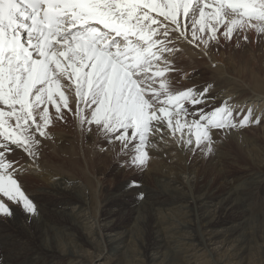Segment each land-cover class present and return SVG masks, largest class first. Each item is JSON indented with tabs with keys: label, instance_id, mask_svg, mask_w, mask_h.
<instances>
[{
	"label": "snow or ice",
	"instance_id": "obj_1",
	"mask_svg": "<svg viewBox=\"0 0 264 264\" xmlns=\"http://www.w3.org/2000/svg\"><path fill=\"white\" fill-rule=\"evenodd\" d=\"M250 29L264 34V0H0V196L35 213L7 157L14 146L37 158L50 137V107L58 119L73 112L69 90L81 129L132 145L136 167L150 159V137L165 130L211 154L212 130L259 124L251 108L243 114L228 101L197 108L215 99L211 85L174 91L168 79L177 43L207 49ZM0 214L12 215L3 200Z\"/></svg>",
	"mask_w": 264,
	"mask_h": 264
},
{
	"label": "bare ground",
	"instance_id": "obj_2",
	"mask_svg": "<svg viewBox=\"0 0 264 264\" xmlns=\"http://www.w3.org/2000/svg\"><path fill=\"white\" fill-rule=\"evenodd\" d=\"M218 44L213 42V48L209 44L205 49L203 45L177 43V50L167 55L172 68L168 79L177 80L187 66L204 65L212 77L206 84L212 86L207 97L215 98H206L207 104L220 105L227 99L225 101L234 105L237 112L242 108L246 114L251 108L253 120L259 117L261 121L264 118V73L251 69L248 59H240L242 61L236 64L229 54L225 58L221 49H216ZM194 78V82L201 83L199 74ZM68 95L70 104L75 105L74 93L69 90ZM49 110L53 116V124L48 130L50 137L42 139L37 158L32 160L14 146L12 151L20 159L15 164L18 169L15 178L36 207L35 213L25 211V218L19 219V225L29 237L32 232L28 230V224L36 225L39 231L48 235V241H40L35 248H30L24 260H12L9 251L16 248L19 251L15 254H20L26 243L17 234L21 230L6 225L11 231L0 230L2 263L133 264L135 260V264H264V205L258 210V198L264 197V163L253 161L252 172L244 178L226 184L222 182V189L208 182L200 184L197 178L199 169L192 163L190 165L191 150L178 144L165 130L150 137V145L155 147L147 149L152 163L149 171L154 178L152 185L145 180L140 189L129 185L120 192H106L104 181L98 177L102 172L93 155L94 143H90V150L86 153L80 146L83 141L76 142L78 135L86 137L76 117L73 123L77 136H74L72 131L65 130L72 125L70 113L65 109L63 119H58L55 109L50 107ZM234 132L236 134L237 130ZM33 180H37L39 188L32 187ZM137 193L139 196L136 197ZM42 194L46 198L57 197L56 202L43 203L40 200ZM132 194L136 200L154 198V201L160 200L168 206L163 209L159 205L156 208L155 202L132 204L130 224L120 225L117 219L114 220L120 210L111 208L107 212L105 206L115 198ZM254 196L255 200L251 202ZM9 203L7 205L14 213L16 205ZM51 211L67 220L60 223L49 220L46 213ZM142 217L152 220L149 223ZM7 218L9 216H5L4 223ZM138 225L143 228L139 229L140 233L135 231ZM60 232L65 240L55 238ZM259 241L261 254L258 256L256 247ZM135 242L142 249L137 250Z\"/></svg>",
	"mask_w": 264,
	"mask_h": 264
},
{
	"label": "rangeland",
	"instance_id": "obj_3",
	"mask_svg": "<svg viewBox=\"0 0 264 264\" xmlns=\"http://www.w3.org/2000/svg\"><path fill=\"white\" fill-rule=\"evenodd\" d=\"M221 31H223V29H221ZM244 35H247L248 37L247 40L243 38ZM234 36L231 41H225L223 37L221 36L220 37L221 43L219 42L218 44L219 47L216 49L217 50L221 49V52L223 55H225L224 56L225 58L226 57L228 58V56L230 55L231 61L233 63L237 62L236 64H238V62H241L243 59L244 60L248 59L247 62L248 64L250 62L249 67L251 69H253L256 72L260 71L264 73V34H257L255 30L250 29L246 33H238ZM210 46L212 48L214 47L213 42H210ZM223 46L224 47L226 46V47L224 48ZM232 49L234 52L232 51ZM224 52L227 54H225ZM229 69H232V68H230L229 66ZM195 70L197 71L196 74H195ZM181 72L182 73L177 76L178 77L177 80L175 81H173V79L169 80L170 86L172 90L174 91H180V89L185 90L193 86H195L197 90H199L203 88L204 86H206L207 82L211 80L212 78L210 76V73L204 67V65H201V64L197 65V67L195 68H193L192 66H187L185 69H182ZM197 74H199L200 79H201L199 80L201 83H198V84H197V81L195 82L193 81L195 79L194 78L195 75ZM245 78L248 80L247 76H244V79ZM73 98H71L72 101L75 99ZM225 100L227 99H224L223 102ZM229 104L231 105L230 102ZM220 105H213L212 103L211 104L208 103L206 105H197L196 107L197 108L204 107L205 111H209L212 108L216 106H220ZM70 106L73 109V112L70 113L71 119H72V125L65 128V130L72 131V134L74 136H77L76 134L77 131L74 130V123H73V119L75 117L74 116L75 105L71 103ZM188 107H189V111L191 112L192 108L190 106ZM192 118L193 117L191 116L189 117V119H192ZM234 118L237 120V122H239L242 116L234 115ZM85 126L86 128L88 127L87 125ZM236 130L237 132L235 134L234 131ZM212 132L213 133L211 134L213 136V145H212L213 151L211 154H208L206 153V151H203V150H197L194 147H193L194 149L191 150L192 152L189 151L190 152L189 154L190 165L194 164L195 168L199 169L197 170L198 172L197 178L199 179L200 184L208 182V183L213 184V186H216V187H219V189H222L223 184L224 183L226 184L227 181L232 182L233 180H236L237 178H240V177L244 178L247 175V173L252 172L254 170V167L252 166L253 161L264 163V118L261 119L259 124L252 123L245 128H238V129H233L229 131L212 130ZM84 133H86V137L82 138L78 135L77 137L79 139L76 142L78 144V142L81 143V141H83L80 144V146L81 148H83L84 152L86 153H88V151L90 150L89 148L91 147L90 143H94L93 145L94 147L92 150H94L95 153H93V155L97 161L96 164L99 165V167H101L100 172H102L101 174H99L98 177L102 178V180L104 181L103 187L106 192H109V191L111 192L113 190L120 192L125 186H129V185H131L130 187L135 186V188H137L140 185H142V183H144L145 180H147L149 184L151 182H154V178L151 177V175L149 174V171L151 170V167H152V163L150 159L147 165L144 167H136L131 163L132 156L135 155L134 147L132 145H129L127 149H124L119 141L109 142L107 138H105L101 133L98 132L95 126H92L91 131L85 130ZM71 139H73L72 141L74 142L75 139L73 136L71 137ZM7 158L9 160H15L17 163L20 160L18 157H16V155H14L13 152ZM152 178H153V181L151 180ZM31 184H32V187H36V188L40 187V184L37 182V180L36 181L33 180ZM138 192L141 193L140 190H138ZM139 193H137L135 196L136 197L139 196ZM261 198H264V197H261ZM261 198H258V201H260V203L258 202L260 204L258 207V210L262 208V206L264 205V199H262L263 200L262 201L260 200ZM56 199L57 197L46 198L43 194H42V198H40V200L43 203H45L46 201L49 203H55ZM0 200H3V199L0 198ZM137 200L136 198L134 199V194H132L129 197L127 196L123 198H115L112 201H109L108 205L105 206V209L107 212H109V209L111 208L115 210H120L117 216L114 218V220L117 219L118 221L116 222H118L120 225H125L128 223L130 224V221H131L130 220V216H131L130 208H132L131 206L132 204H134L135 206L138 203H142V202H149V203L155 202L154 206H156V208L158 205L160 206V208L163 207V209L167 208L168 206V204H165L160 200L154 201V198L142 197ZM254 200H255V196L251 199V202ZM3 201L7 202L8 200L4 199ZM7 204H10V203L8 202ZM15 205H16L15 212L17 213V216L15 212L12 213L11 217L9 216V218H7L8 221L4 223L5 215L1 214L2 218H0V228H1L0 230H2V232L3 231L10 232L11 228L6 225H12L17 230H21L17 232V234L19 237H23L22 239L26 243L24 244V246L21 247L20 249L21 253L15 254V253H18L19 251L16 248L13 249L12 251H9V253L10 252L12 253L10 258L12 260L19 261V260H24L25 253L29 252L28 250L30 248H35L34 246L38 245L40 241H43V242L45 240L48 241V235H46L44 232L39 231V228L36 225L34 224L31 225L28 223H27L28 230L32 232V236L29 237L28 234L23 232L22 228L19 225V222H20L19 219L23 220L25 218L24 217L25 210H23L22 205H18V204H15ZM46 215L48 216L49 220L53 222L60 223V222H65L67 220L65 217H62L53 211L47 212ZM142 218L144 220L146 219L149 223L152 220V218L150 217H146V218L142 217ZM141 223L142 222H140V224ZM132 224L133 223H131V226ZM61 229H63V227H61ZM139 229L142 230L143 228L138 225L136 226L135 231L138 232ZM64 237L65 236L63 235V233L60 232V234L58 233V237H55V238L65 240ZM257 244L258 245L256 247V252H258V256H259L261 254V251H260L261 248L259 246L261 242L259 241V243ZM135 245H136V248H138L137 250L142 249L140 244L138 245V243L135 242ZM86 249H88L87 250L88 252H93V250L90 248H86ZM6 263L9 264L8 261L6 262L3 261V263L1 262V264H6ZM133 264H135V260Z\"/></svg>",
	"mask_w": 264,
	"mask_h": 264
}]
</instances>
